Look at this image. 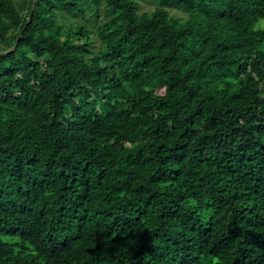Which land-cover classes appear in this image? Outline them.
Returning a JSON list of instances; mask_svg holds the SVG:
<instances>
[{"label":"trees","instance_id":"obj_1","mask_svg":"<svg viewBox=\"0 0 264 264\" xmlns=\"http://www.w3.org/2000/svg\"><path fill=\"white\" fill-rule=\"evenodd\" d=\"M33 1L0 0V264H264V0Z\"/></svg>","mask_w":264,"mask_h":264},{"label":"rangeland","instance_id":"obj_2","mask_svg":"<svg viewBox=\"0 0 264 264\" xmlns=\"http://www.w3.org/2000/svg\"><path fill=\"white\" fill-rule=\"evenodd\" d=\"M138 3H139V13L140 14H142V13H148V14H150L157 7V5L154 2V0H138ZM103 12L104 11L101 9L100 10V19H104L105 18ZM171 14L173 16V15L178 14V12L175 9H173V10H171ZM178 15H176V16H178ZM80 16H82V18L80 17L79 19H77L78 22H82V24H84V25H85V21H86V23H87V21L89 22V26H90L89 34H90V36H92L95 39V47H94V50L93 51L96 54L100 53V51H102L101 48H100V43H99L98 40H96V37H97V35H96V28H97L98 23L94 20V18H91L92 16L88 15V12L86 13L85 17H83V14H80ZM72 22H73V19L72 18H68L66 20V24H68V25L71 24ZM261 26L264 27V21L261 22ZM0 48H1V45H0ZM92 57H94V54H92L91 57H89V58L86 57L85 60L87 62H90V59ZM255 62L257 64L262 65L264 67V61H263V59H261V60L260 59H255ZM160 93H162V92H160Z\"/></svg>","mask_w":264,"mask_h":264},{"label":"water","instance_id":"obj_3","mask_svg":"<svg viewBox=\"0 0 264 264\" xmlns=\"http://www.w3.org/2000/svg\"><path fill=\"white\" fill-rule=\"evenodd\" d=\"M36 4H37V0H34V1H33V6H32V11H31V17H30L28 23L26 24L24 30L27 28V26H28V25L30 24V22H31L32 15H33V13H34V11H35ZM20 39H21V37H19V39L17 40L16 45L18 44V42H19ZM16 45H15L12 49H10L9 51H7V52H12V51L15 49ZM7 52H6V53H7ZM0 55H1V54H0Z\"/></svg>","mask_w":264,"mask_h":264}]
</instances>
